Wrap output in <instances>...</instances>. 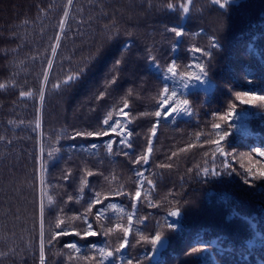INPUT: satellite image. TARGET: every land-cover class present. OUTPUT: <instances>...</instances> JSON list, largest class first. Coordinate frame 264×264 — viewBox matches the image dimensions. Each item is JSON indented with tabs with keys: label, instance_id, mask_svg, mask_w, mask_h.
<instances>
[{
	"label": "trees",
	"instance_id": "obj_1",
	"mask_svg": "<svg viewBox=\"0 0 264 264\" xmlns=\"http://www.w3.org/2000/svg\"><path fill=\"white\" fill-rule=\"evenodd\" d=\"M167 2L181 0H153V8L145 0H73L71 8H66L67 0H0V83L10 85L0 90V253H8L0 255V264H37L34 253L38 252L37 202L42 144L46 151L53 147L61 149L55 162L45 157L44 199L47 205V196L51 195L64 209L66 224L68 218L85 211L96 192L102 200L108 196L97 207L111 202L126 213L133 212L132 201L115 192L121 185L123 191L134 192L135 171L144 172L145 186L134 210L133 233L139 230L150 237L163 230L168 242L155 258L150 244L136 243L139 237H130V246L123 250V255L125 259L132 258L133 264L138 261L140 264L158 261L163 264H264V181L244 184L240 175L248 168L254 171L264 168V158L252 152L253 148L264 146V106L243 105L234 99L235 92L264 95V0H236L227 10L219 9L211 0H194L188 17L166 10L163 6ZM66 10L69 18L61 33L58 24ZM178 23L190 35L183 37L180 50L172 53L174 36L164 29ZM117 30L119 35H112ZM57 35L61 36V46L53 56L51 48L55 47ZM212 36L222 46L212 50L209 71L212 86L207 92L203 85L191 88L186 94L196 115L181 116L174 123L170 119L162 120L153 139L148 165L133 164L132 160L146 150V137L154 120L140 118L138 113L154 111L152 96L160 86L157 70L150 69L145 59V49L153 47L162 65L171 58L183 65L192 59L188 49L192 45L208 49ZM129 42L130 51L122 53ZM249 43L254 49L251 53L247 49ZM17 48L18 51H13ZM5 49L9 51L7 57L3 55ZM98 49L100 55L91 60L84 77L71 86L53 88V84L77 71ZM121 55L125 63L115 70L116 83L109 84L114 61ZM196 55L208 63V58ZM168 83L178 93H184L179 80ZM129 89L133 90L129 98L131 122L127 124L133 132L132 149L113 145L114 152L109 154L107 141H118V136L68 138L76 130H99L107 113L122 105ZM21 91H32L33 97H22ZM40 91L44 92L43 102L39 99ZM101 93H104L102 98ZM232 103L237 105L236 114L229 117L233 127L228 129L230 135L223 146L233 154L228 163L235 171L231 176H196V165L213 166L215 145L206 141L218 131L212 128L214 122L224 127L219 117L227 113ZM113 116L119 117V112H113ZM93 143L98 147H89ZM124 151L129 156H124ZM173 152L177 153L175 157ZM222 160L215 153V166L221 171ZM165 163L172 167H160ZM69 169L71 176L64 180L63 175ZM85 169L94 175L86 177ZM82 178L87 179L88 186L80 193ZM147 180L155 187L149 188ZM69 195L72 201L68 200ZM185 201H188L186 206ZM177 206L181 207L182 217L169 218L180 220V227L172 232L166 228L165 218ZM234 210L239 215H233ZM95 211L93 208L92 213ZM106 214L119 215L111 209ZM53 219L47 214L46 241L50 234L49 222ZM115 222L104 223L111 226ZM121 222L126 225V218ZM73 226L77 230L84 227L80 221H75ZM93 227L98 229L97 224ZM217 238V245H210L208 251L185 254L193 247H201V242ZM249 240L255 241L252 247L248 246ZM70 242L81 247L80 253L63 247ZM106 242L115 246L117 240L113 236L61 237L47 249L48 264H89L83 257L96 255L90 244L102 247ZM13 249L14 252L10 251Z\"/></svg>",
	"mask_w": 264,
	"mask_h": 264
},
{
	"label": "snow or ice",
	"instance_id": "obj_2",
	"mask_svg": "<svg viewBox=\"0 0 264 264\" xmlns=\"http://www.w3.org/2000/svg\"><path fill=\"white\" fill-rule=\"evenodd\" d=\"M211 3L215 6H218L221 10H227L231 5L236 3V0H211ZM73 4V0H67L66 8H71ZM145 4L149 8L155 7L153 4V0H145ZM166 10L171 12H179L183 14L184 17H188L190 15V10L194 7V0H181L179 3L167 2L163 6ZM69 18V12L66 10L63 12V19L58 24L61 33H64L65 24ZM24 23H28L27 20ZM165 32L171 33L174 36V41L171 43L170 51L172 53H176L180 50V46L184 43L183 37L190 35L187 32L185 26L183 24L178 23L176 26L168 27L165 26ZM203 30L201 29V33ZM200 33H198L199 35ZM112 35H119L118 30L114 31ZM131 36V33H128ZM13 39H15V34H13ZM61 46V36L57 35L55 37V47L51 48V53L53 56L56 55V50ZM132 45L131 43H126L124 48L121 50L122 53L130 51ZM222 46L217 40L215 36L209 37V48L204 49L195 45H192L188 52L190 53L192 59L190 63L181 65L178 63L176 58H171L166 64H161L156 51H154L153 47H148L145 49V59L148 63L149 68H155L157 70V76L159 79L160 86H158L154 91L155 94L152 96L153 101L155 102L154 111H145L138 113V117H153L152 127L149 130V135L146 137L147 139V147L143 154L136 156L134 160H132L133 164L136 165H148L151 154L153 152V139L157 136V129L162 120L170 119L172 123L181 116L193 117L196 115L195 110L193 108L192 102L187 98V93L191 88H198L199 86H204V91L207 92L210 90L212 86V82L209 80V71H210V63L212 58V50L220 49ZM248 52L251 53L254 51L251 43L247 45ZM18 51V48L13 50ZM196 54H200L202 57L208 58V63L203 62L202 60L197 58ZM3 55L7 57L9 55L8 50H3ZM100 55V50L98 49L94 56L90 57L87 62L83 64V66L79 67V69L75 72H70L65 79L60 81L59 83L53 84V88L60 89L62 86H71L75 82L79 81L82 77L86 75L89 70V65L92 59H95L96 56ZM125 63V58L123 55L118 57L113 64L112 76L108 81L109 84H115L117 75L116 69L118 66ZM51 66V62L49 61V67ZM15 75V74H13ZM44 82L46 86L47 75H44ZM247 79V77H245ZM179 80L182 88L185 90L184 93H178L177 89L169 86V81H177ZM251 83V81H248ZM10 85L8 83H0V90L8 88ZM15 87V85H11ZM104 93L100 94V98H102ZM20 96L22 97H33L32 91H21ZM133 96V90L129 89L126 95V98L123 100V103L118 108L113 109L108 112L106 117L101 121V126L99 130H76L72 135L68 138L72 140H76L77 138H103V137H113L118 136L119 140L109 139L107 141L106 147L107 152L109 154H113L114 149L113 145L123 146L125 149H132L133 144L131 141V137L133 136L132 130L127 128V124L131 121L129 117L132 116L131 113V105L129 103V98ZM39 99L41 102L44 101L45 96L44 92H39ZM234 99L239 101L240 104L243 105H253V106H264V95H256L252 92H235ZM236 103H232L229 106V109L226 114L221 115L219 120L224 122V127L222 128L221 123H213L212 128L216 129L214 134H210L207 139V143L210 145H215L214 154L212 157L211 168L202 165H196V176L202 177H220L222 174L231 176L234 169H231V165L228 163V159L233 155L232 153L226 152L225 147L223 146V142L227 140L230 133L228 131L229 128L233 127L231 123H229V117H232L236 114ZM119 112V117H114L113 112ZM247 114V113H245ZM239 119V116L236 117ZM38 128L40 127V122L37 121ZM11 143V141H9ZM92 149L98 147L97 144L93 143L89 145ZM188 147H194V145H189ZM180 151H185V149H181ZM61 149L58 147H53L50 150L46 151L43 144L40 148L41 153V163H40V175H39V198L37 202V218L39 225V235H38V252L34 253L37 258V264H48L47 258V249L53 247V242L58 241L61 237L75 235L80 237L81 239H88L89 237H98L104 236L116 237L117 243L113 246L110 242H106L104 246L98 247L95 243L90 244V248L96 251V255L94 256H84L83 259L89 261V264H133V259L128 258L125 259L123 255V250L130 246L129 238L138 236L139 239L136 240V243H140V241H144L147 244L151 245V255H159L161 250L164 249L168 242V236L165 235L163 230L156 231L153 235L146 236L143 235L137 230V232L133 233V223L135 216V209L137 203L141 200V189L145 186V177L144 172L140 170L135 171L136 180V189L134 192H125L123 191V186L121 185V189L115 192V195L127 196L132 201V209L133 212L126 213L123 208L118 207L115 203H108L105 207H97V205H102L104 200L108 199V196H105L102 200L100 198V193H94L92 199L87 202V207L84 212L79 215H75L73 217L68 218L67 224L65 222V218L62 215L64 209L59 206V204L53 199L51 195L47 196L48 203L45 204V185L47 184V166L45 164V157L48 160L55 162L58 157ZM253 153H257L259 157L264 158V146L256 147L252 149ZM215 153H218L220 157L223 158L221 161L222 171L215 166ZM119 154V153H117ZM124 156H129L128 151H124L122 153ZM177 155L176 152L172 153V157ZM207 155V153H205ZM171 159V157H169ZM160 167L171 168L172 164L165 163L160 165ZM146 170V169H145ZM86 177H91L94 173L90 170L85 169ZM189 172H192L193 169H189ZM243 177L244 184H250L254 181H264V168L254 171L252 168L246 169L244 173L240 174ZM71 176V170H66L63 179L68 180ZM107 179V177L105 178ZM115 179V177H113ZM81 187L79 188V192L83 193L84 188L88 186V181L86 178L81 179ZM147 185L149 188H154L155 185L151 180H147ZM253 186H255L253 184ZM211 195V194H210ZM79 199V198H77ZM68 200L72 201L73 197L71 195L68 196ZM179 202H177L178 204ZM188 204V201L184 202V206ZM157 206V205H152ZM93 208L96 209L95 213H92ZM111 209L113 213H119V215L108 216L106 213ZM47 214H51L54 219L49 222V236L47 241L45 240L46 230V216ZM233 215H239L238 213L233 211ZM93 216L90 220L89 217ZM182 211L181 207L177 206L174 209L168 212L167 217L165 218V226L168 230L175 232L178 227H180L179 219H169V218H181ZM126 218L127 224L125 225L121 221ZM147 217L139 220L140 223H143ZM115 220L116 222L111 226H105V221L111 222ZM75 221H80L82 225H84L82 230H77L76 227L73 226ZM97 224L98 229L94 228L93 225ZM55 229V230H52ZM255 229L253 228V231ZM218 243V238L210 241L201 242V247L196 248L193 247L190 251L185 254L191 256L195 253H203L209 250V246H215ZM254 240L248 241V246L252 247L254 245ZM66 249L72 250L73 253H80L81 247L78 246L75 242L66 243L63 246ZM10 251H15L10 250ZM0 255H8V253H0ZM146 259H150L149 256H145ZM68 259H72V255L69 254ZM212 260H215V257H211ZM140 264V261L137 262ZM157 264H163V261H158Z\"/></svg>",
	"mask_w": 264,
	"mask_h": 264
},
{
	"label": "rangeland",
	"instance_id": "obj_3",
	"mask_svg": "<svg viewBox=\"0 0 264 264\" xmlns=\"http://www.w3.org/2000/svg\"><path fill=\"white\" fill-rule=\"evenodd\" d=\"M155 258L157 257V255L154 256Z\"/></svg>",
	"mask_w": 264,
	"mask_h": 264
}]
</instances>
